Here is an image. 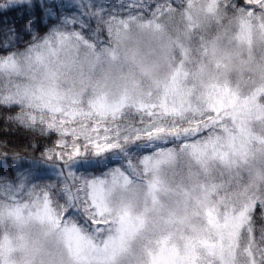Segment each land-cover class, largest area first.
Instances as JSON below:
<instances>
[{
	"label": "snow or ice",
	"instance_id": "6c2138e0",
	"mask_svg": "<svg viewBox=\"0 0 264 264\" xmlns=\"http://www.w3.org/2000/svg\"><path fill=\"white\" fill-rule=\"evenodd\" d=\"M17 11L0 110L36 143L0 177V264H264V0Z\"/></svg>",
	"mask_w": 264,
	"mask_h": 264
},
{
	"label": "trees",
	"instance_id": "16d2710c",
	"mask_svg": "<svg viewBox=\"0 0 264 264\" xmlns=\"http://www.w3.org/2000/svg\"><path fill=\"white\" fill-rule=\"evenodd\" d=\"M2 2V0H0ZM179 3V0H176ZM98 3L107 5H116L117 8L121 4L128 5L129 7L133 5L156 3V0H98ZM125 13V12H121ZM120 13V14H121ZM22 16L20 11L9 12L5 16H0V20L8 23L14 20H19ZM93 26L95 27L96 25ZM103 37V36H102ZM27 39V37H25ZM10 115L8 111L0 110V177H9L14 171V165L12 161V156L14 154H27L29 157L33 155L32 150L28 148V144L36 143V140L27 132V130H18L16 126L11 129L7 127L6 117ZM47 146V141H44ZM5 155L8 159L5 161ZM38 155V154H37ZM255 227L262 226V220L259 216L254 217Z\"/></svg>",
	"mask_w": 264,
	"mask_h": 264
},
{
	"label": "rangeland",
	"instance_id": "374dc122",
	"mask_svg": "<svg viewBox=\"0 0 264 264\" xmlns=\"http://www.w3.org/2000/svg\"><path fill=\"white\" fill-rule=\"evenodd\" d=\"M125 14H126V13H121L120 15H125ZM94 25H95V23H94ZM93 27H94V26H93ZM95 27H96V26H95ZM95 27H94V28H95ZM101 39H103V37H101ZM256 215L259 216V217L261 218V220H262V225H264V214H262L261 212H257ZM256 215H255V216H256ZM260 227H261V226L257 227V229H259Z\"/></svg>",
	"mask_w": 264,
	"mask_h": 264
}]
</instances>
